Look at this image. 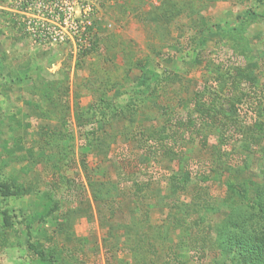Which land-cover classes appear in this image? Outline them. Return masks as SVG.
<instances>
[{
	"label": "rangeland",
	"instance_id": "rangeland-1",
	"mask_svg": "<svg viewBox=\"0 0 264 264\" xmlns=\"http://www.w3.org/2000/svg\"><path fill=\"white\" fill-rule=\"evenodd\" d=\"M225 66L246 73L235 117L264 120V0H0V264H230L227 181H264V137L150 135Z\"/></svg>",
	"mask_w": 264,
	"mask_h": 264
},
{
	"label": "trees",
	"instance_id": "trees-1",
	"mask_svg": "<svg viewBox=\"0 0 264 264\" xmlns=\"http://www.w3.org/2000/svg\"><path fill=\"white\" fill-rule=\"evenodd\" d=\"M99 47V39H91L90 44L84 48L83 55H89L93 52H97ZM169 74L171 72L169 71ZM211 76L209 84H204L202 87L195 90L190 97L189 109L186 113V117L182 115H174L170 110L163 109L167 113V123L171 125L170 131L165 133L166 128L163 126L160 129L150 131V135H157L159 132L167 135L170 144L168 148L163 146L169 153H174L173 147L178 146L179 134L190 133L196 134L200 143L206 146L208 143L207 133L210 128L215 129L217 132L220 145L229 149L236 141H240L246 145L256 144L257 141L264 137V120H254L252 125H248L246 122H240L235 117L236 109L240 104V98L238 97L242 90V80L246 76L245 69L230 66L219 68L217 73ZM165 77L158 78L159 82ZM157 80V81H158ZM156 81V82H157ZM163 81V80H162ZM177 82V78H173L172 82ZM251 82L252 79H250ZM158 82V83H159ZM167 82V81H166ZM254 83V82H253ZM103 96V95H102ZM240 96V95H239ZM113 100L106 99V96L100 98V102L97 100L92 103L91 113L94 120L93 129L97 128V124L103 119L104 124L108 113L106 109L112 107ZM122 114V111H119ZM262 113L255 115L257 118ZM117 114L112 117H118ZM109 120H107L108 122ZM92 129V130H93ZM97 130V129H96ZM237 136V137H236ZM153 148V147H152ZM151 150V147L150 149ZM231 151H233L231 149ZM231 151L229 154H231ZM149 153V151H147ZM220 156V155H219ZM220 161H223L221 159ZM225 163V160L223 161ZM264 178V169L262 170ZM184 176V175H183ZM188 179V177H185ZM177 187L185 188V183L174 182ZM246 182H233L228 179L227 186L229 191L234 194H241L244 199L243 205H239L236 209H242L241 212L228 213V216L221 220L220 226L215 227L216 235L213 237V247H218L219 253L223 258H227L230 264H264V181L258 184H254V191L251 192L248 189ZM3 186L6 189H1ZM137 196L143 199L142 190L144 188L140 183H136ZM143 186V187H142ZM239 186V187H238ZM9 185L0 184V191L2 192V198L8 197L11 194ZM13 188V187H12ZM14 192V189H13ZM20 192V191H19ZM15 191L14 194H18ZM3 214L5 222L9 219V215L6 210L0 208ZM238 214V215H237ZM197 243V239L194 240ZM198 244V243H197ZM200 245V252L205 253L204 244Z\"/></svg>",
	"mask_w": 264,
	"mask_h": 264
}]
</instances>
